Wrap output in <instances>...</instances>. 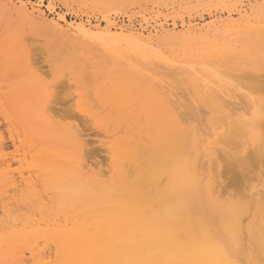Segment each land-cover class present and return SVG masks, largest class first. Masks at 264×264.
<instances>
[{
  "label": "rangeland",
  "instance_id": "374dc122",
  "mask_svg": "<svg viewBox=\"0 0 264 264\" xmlns=\"http://www.w3.org/2000/svg\"><path fill=\"white\" fill-rule=\"evenodd\" d=\"M22 11H26V13L31 15L34 14L35 17L40 16L50 23L58 24L63 30L71 29L70 32L73 34L71 38L75 40L78 39V36H76L78 31L75 28L79 25L88 28L90 26L99 28V31H109V33L117 31L119 27L131 31L138 30V28L143 26L142 28L149 29L144 33L147 36L162 23H165L166 29L159 32L157 36L152 34L155 41L149 44L152 47H149V49L144 47L146 51L149 50L145 52L148 55L143 54L144 52L142 51L145 50L142 47L138 52L130 50V53L125 48L124 50H128L125 52L123 48L127 46L122 45V51L125 52V55L120 51L122 56L120 57L118 53L113 54L108 50H104L101 47L102 45L99 46L103 42L100 39L98 42H102L98 45L91 41L82 45L84 40L79 41L80 45H77L76 48L72 44L71 48H67L57 42L47 41L43 31L25 19ZM245 15L249 16L247 19L245 18L246 20L243 19ZM62 18L64 20H61ZM182 19L186 21V27H181L183 25ZM190 20L198 25V29L202 30L198 38L187 37L188 39L185 38L184 40L163 38L165 32L171 31L175 34L186 32ZM173 23H176V28H174ZM113 24L115 25L113 26ZM263 35L264 0H12V2L0 0V100L4 101L5 105L10 102L13 112L11 116L0 106V137L3 140L2 148H0V181H2L0 189V264H264V197L263 195L261 196L262 201L260 196L256 197L251 193L256 192V190H263L262 187L257 189V186L264 181L263 171H261L262 174L260 173L261 168V170H264V161L263 163H258L260 165L259 172H257L258 168L255 163L261 160L257 161L255 158V163H251V165L255 164L256 167L252 166L257 168L255 172H257V175L259 174L258 176L254 171L252 172V166L248 168V164L250 165L251 159H253L249 158V155L252 154L249 151H254L253 147L257 146L256 144L258 143L250 137V131L254 130L255 126L246 128V133L241 135L237 133L239 136L234 135V137L236 136L235 140L239 138L238 141H241H239V145H241L242 152L236 149L239 145L236 144L237 141H234L233 135L229 134L230 132L223 134L224 136L226 135L225 138L228 137L227 134H229V137H233H230L232 139V144H230L232 147L229 145V150L223 143H228L230 139L226 140V142L223 140L222 144H220V140L218 144H214L215 141H218L219 135L227 130H225V126L228 124L223 122L228 123L229 119H231L228 113L237 116L242 111L246 112L243 118H246V116L248 118L256 107L260 111H262L260 107H264V83H262V79L258 80L256 78H260V74L264 73ZM31 41L35 45H32ZM55 43L58 45L57 50L54 47ZM36 46L41 47L39 51ZM29 47L32 52L31 55ZM44 47L45 49L49 47L54 63L61 59L62 62L59 65H67L69 68L71 67L69 65L71 61L75 65L76 60L81 58L76 67H78L77 71L84 69V73L82 74L81 72V75L79 74L80 77L69 76L70 80L76 79L70 85L72 87L71 90L69 85H63L64 80L61 79L66 75L68 76L67 71L64 72L65 75L60 73L62 75L59 76L57 83L54 85L50 77H45L43 74L45 69L50 68L48 66V60L50 59L47 61L45 59V62L41 60V58H50L47 55H43L47 52ZM41 50L45 52L42 53ZM149 54L151 56L154 55V57H150ZM75 55L76 57H74ZM162 57L166 59L163 60ZM42 68L43 70L41 71ZM213 69L218 73H215ZM232 73L237 74H233L236 76L235 80L238 79V74H241L242 78V74L246 73V76H248L246 78L251 77L252 79L254 75V79L258 80V82H254V80L253 84L250 78V80H246L244 77L240 78L238 79V81L240 80L238 85L242 86L241 88L231 81L233 76L228 79L229 74L232 75ZM87 74H90V76H86ZM255 75L259 76L255 77ZM60 79L61 84L59 83ZM242 80L244 81L245 89L241 85L243 83ZM34 86H41L47 90L51 86L55 90L54 94H56L55 96L53 95L54 99L52 100L57 102L63 101L66 96L68 97L71 94H75V102H77L82 97L76 96L78 90L84 92L82 101L86 110L91 112L92 119L87 124L89 128H87L86 124L84 125L88 129V132L85 130V133L89 135V142L92 139L91 141L95 143L90 144V152H87V154H94V148V152H96L95 157L93 156L94 159L88 161H92L90 163L94 164L97 162L96 165L98 166L96 167L93 164L92 167L107 173L104 177L100 176L99 184L96 185L97 190L103 193L108 191L115 173V167H119V162L114 160L112 153H110L112 146L117 143H126L125 137L127 135L134 136L138 140L140 138L146 139L144 136L147 130V132L149 131L147 140L157 142L166 151L175 150L178 144L180 147L193 148L194 146L196 148L195 146H197L199 149L207 150L206 152L204 151L208 156L205 161H210V163H206L207 166L205 165L206 168L204 169L201 166L203 169L199 172L201 185L197 188V192H200L201 197H212L219 200L222 192H226V194H222L224 196L220 202L227 201L232 206L240 203V209L235 211L238 212L236 217L239 222L243 221V224H241L243 229L238 232L224 229L207 232L182 228L186 223L185 215L183 214L180 218V225H182L180 228H168L164 233L159 234L148 233V244H139L137 248H133L128 241H124L121 246L112 249L110 251L111 258L116 257L118 253H123L122 258L116 260L100 258V253L108 252L106 249L103 252L100 249L87 246H56L54 244H46L41 239L29 236L26 238L28 240L24 239V241L19 242L14 240L10 243H5L6 235L9 233L12 224H18L19 228H21L22 223L30 216L35 218L38 216L36 220H40L44 207H46L47 212L53 210L52 202L40 182H38L40 196L27 198L29 193L27 182L30 181L32 176L34 178V174H30L33 173L30 148L36 144H42V139L38 136H32L31 140L27 141V138H24L25 134L22 124L24 121L27 123L28 118L20 111L19 104L21 102L28 103L32 100L39 101L43 94L32 91ZM248 86L250 87L248 88ZM251 87L254 88L253 90L257 89L255 94ZM65 92L67 95L64 94ZM259 92L262 93L259 94ZM61 106L57 107L60 108ZM126 108L133 110V113H130L132 123H130L131 120H127L130 116H127L126 112L128 110ZM221 112L223 116L221 115L220 117L218 115ZM67 113L64 116L61 115L63 112H60L58 116L56 115L55 119L60 125L67 126L71 122H77L76 115L72 114V116H75V118L71 116L72 119L65 118V115L69 114ZM59 116L62 118L60 119ZM263 116L264 113L261 114L262 120ZM218 117L226 121L223 120L222 122ZM213 118L219 120V123L215 122ZM78 121L80 123H77L80 125L82 120H79V117ZM218 126H221L220 130L217 129L220 128ZM190 127L197 129L190 130ZM228 129L230 131V128ZM239 129L241 130V128ZM94 131L95 133H92ZM173 131H175V137L173 136ZM232 131V134L236 133L235 130V132ZM97 132L99 135L102 133L104 137H109L103 138L102 134L99 136ZM263 132L261 130L262 135H264ZM200 136L201 140L198 138ZM220 136L222 137V135ZM261 138H264V136ZM211 141H213L212 144ZM100 145L101 147H98ZM215 145L217 146L216 149L214 148ZM233 145L235 148H233ZM211 146L214 149H211ZM218 147L225 148L227 151L235 153L234 155L240 152L239 157L247 156L249 159L243 158V162L239 161L240 164L233 162L232 165L231 161L227 160V157V161L222 157L224 161H221V163L217 159L219 155L217 154L219 153L217 151L219 150ZM249 147L250 149L247 150ZM149 149L153 150L154 147L149 146ZM234 149L238 152L236 150L237 153L234 152ZM256 150L255 154L252 155L256 156L257 154V159H260L258 155L260 152L257 151V153ZM246 152L248 153L247 155H245ZM224 153L222 156L225 155ZM226 154L228 153L226 152ZM233 154L232 156H234ZM203 155L205 154L203 153ZM263 155H261L263 157L261 158L262 160H264ZM88 157L87 155V159H89ZM211 157H214V162L211 161L213 159ZM230 158L232 157L230 156ZM216 160L217 162L215 163ZM223 162H225L224 165L230 162L227 167L232 165L230 166L231 168L238 163L236 166L239 167V170L244 168L242 170V173H245L243 174L244 176H241L239 171L233 172V169L231 172V168H227L230 173L237 174L238 172V174L230 175L226 171L227 176L224 177H228V179L224 178L223 175L226 173L223 175L222 173L226 169L223 167ZM212 163L217 164L216 172L215 165H212L214 168L211 167ZM245 163L246 166L243 165ZM240 165L244 167L242 166L241 168ZM109 166L111 169L108 168L110 170L108 172L107 167ZM210 169L214 174L218 173L220 176L217 175V177L215 174L217 180L221 182V187L226 185V187L231 188L226 189L224 186L220 193V184L215 180L216 178ZM236 170L238 169L236 168ZM245 170L252 179L247 176V173L244 172ZM204 171L207 173H204ZM202 173L205 174V178ZM238 175L242 178L239 179L241 183L236 180L239 185L245 186L246 184L248 187V180V183L254 182L253 187L256 189L251 190L249 193L250 198L248 195L249 190L246 191L244 186L238 187L237 182H233V178L238 177ZM254 175L256 177L255 181L253 180ZM230 176L234 177L230 178ZM8 177H11V180L15 181L14 183L17 182L16 186L8 185L6 187V179ZM259 177L263 178L262 182H260ZM210 178L219 184L217 189H215L217 183ZM229 178L233 180L230 181ZM162 180L160 182L166 185L168 180L164 177H162ZM255 183L260 184L257 185ZM227 184L229 185L227 186ZM235 188L236 190H234ZM211 189L213 191L216 190L217 194L216 192L214 194ZM241 189L242 191L240 192ZM237 190L242 194L236 192ZM244 190L246 191L245 193ZM243 193H247L246 195L248 196ZM233 197L236 200H233ZM243 197L246 199V203ZM249 199H252L251 203H253L251 208L248 206L249 202L247 203V201H250ZM241 200L244 203H241ZM241 204L244 205L241 206ZM157 237L160 239H156ZM130 253L135 254L138 259H132ZM222 255L228 260L225 262L221 261L219 256Z\"/></svg>",
  "mask_w": 264,
  "mask_h": 264
},
{
  "label": "bare ground",
  "instance_id": "6f19581e",
  "mask_svg": "<svg viewBox=\"0 0 264 264\" xmlns=\"http://www.w3.org/2000/svg\"><path fill=\"white\" fill-rule=\"evenodd\" d=\"M7 1L12 2V0H7ZM22 13H23L25 19L29 20L32 24L36 25L39 29H41L43 31V34L46 37L47 41L57 42L61 45H65L67 48L73 45L76 48L77 45H80V43H78L79 41L84 40L82 42V45L85 44V42L87 43L90 41L93 42L94 44L98 45L100 42H102V41L98 42L100 39V40H103V42L100 43L99 46L102 45L101 47L104 48V50H108V51L112 52L113 54L118 53L120 57H122L120 55V51H122V45L127 46V47H124L123 50L125 48H127L129 50V53L131 51L138 52V50H140L141 47L143 48V50L146 49V48L144 49V47H147L149 49V47L150 48L152 47V45H149V44H151V42L154 41V36L152 34H155L157 36L159 32L166 29L165 23H162L159 25L158 28H155L154 30H152L151 33L147 36L144 33L149 29L142 28L143 26L141 28H138V30H131V31H129L126 28L119 27L117 29V31H115L113 33H111V32L109 33V31L108 32H101V31H99V28H93L91 26H90V28H88L86 26L78 24L79 26H77L76 28L73 27L76 29V31H78L76 33L77 34L76 36H78V39L75 40L74 38H71V36H73V34L70 32L71 29L63 30L62 27H60L58 24L50 23L47 20L42 19L40 16L35 17L34 14H32V15L30 13L28 14V13H26V11L25 12L22 11ZM248 17H249L248 15H245L243 17V19H245V18L247 19ZM61 20H64V19L62 18ZM182 22H183V25L181 27H186V21H184V19H182ZM221 23H223V22H221ZM109 25H112V24H109ZM114 25L115 24H113V26ZM173 26H174V28H176V23H173ZM197 26H198L197 24H194L193 21L190 20V22L188 24V30H186V32H183L181 34H175L174 32H171V31L165 32L163 38H165V39L166 38H168V39H183V40L185 38L186 39L198 38V36H200L202 30L198 29ZM113 28H116V27H113ZM222 29H224V28H222ZM66 31L68 34L66 33ZM29 38H30V36H29ZM26 39H27V37H26ZM23 40L26 42L25 39H23ZM36 41H38V40H36ZM146 41H148L149 43ZM31 43H32V41H31ZM57 43L54 44L55 45L54 47L56 50L58 48ZM144 43H146V44H144ZM33 44L34 43H32V45ZM153 44H155V43H153ZM37 48L39 51L41 47H37ZM153 48L155 49V47H153ZM44 49H45V47H44ZM46 49H47V52L44 53L43 55H47L50 58H44V59L41 58V60H44L43 62H45V59H46V61L48 59H50V60H48V66L51 67L54 62L52 60V56L50 54L49 47H46ZM35 50H36V48H35ZM43 50H41L42 53L45 52ZM64 50H65V48H64ZM126 50H124V51L126 52ZM29 51H30V55H31L32 52L30 50V47H29ZM148 51L145 50L142 52H144L143 53L144 55L145 54L148 55V53H145ZM125 52L122 51V53H124V55H125ZM32 56H34V55H32ZM38 56H40V54H38ZM149 56L154 57V55L151 56L150 54H149ZM74 57H76V55ZM165 59L166 58H163V60H165ZM79 61H81V58L76 60L75 65L71 61V63H69V65H71L70 68L67 65H64V66L60 65L61 69H62V71H61L62 74H64V72H66V71L68 72L67 73L68 76L66 75V76L62 77L61 79L64 80L63 85H65V86L69 85L70 90L72 89V87L70 85L72 83H74L76 81V79L70 80L69 76H76L77 77V76H79V74L81 75V72H82V74L84 73V69L77 71L78 67H76V66H77ZM61 62H62L61 59L57 60L58 64ZM171 63L173 64V62H171ZM175 64H176V62H175ZM177 64H179V63H177ZM30 65L33 66L32 64H30ZM46 65H47V63H46ZM188 68H190V67H188ZM214 68L216 69V67H214ZM206 69H207V67H206ZM215 69H213V70L215 71ZM42 70H43V68L41 69V71ZM191 70H192V68H191ZM217 71H215V73ZM220 71H222V70H220ZM146 73H148V72H146ZM229 73H230V71H229ZM241 73H243V72H241ZM246 73L242 74V76L246 80H248L249 78L251 79V77L246 78V77H248V76H246ZM41 74H42V72H41ZM43 74H44V72H43ZM62 74H60V75H62ZM222 74L224 75V73H222ZM233 74H235V73H232V75L229 74L228 79H230V76H233L232 77L233 80H231V81H233L234 83H236L238 85V82L240 81V80L238 81V79L241 78V74H238V76H237L238 79L236 78L237 80L234 79L236 76H234ZM263 74L264 73L260 74V78L256 77L259 75H255V77L258 80L262 79V83H264L263 82L264 81L263 80L264 79ZM88 75L90 76V74H87L86 76H88ZM235 75H237V74H235ZM221 77H223V76H221ZM227 77H228V73H227ZM227 77H225V78H227ZM61 79L59 81L60 84H61ZM85 79H88V78H85ZM245 79H244V81H245ZM254 80L255 79H254V75H253V77L250 81L253 84H254V82H258V80L257 81L256 80L254 81ZM244 81L242 80V82H243L242 84L239 83V84L243 85V87L245 86ZM248 85H249V83H248ZM238 86H240V85H238ZM186 87H187V85H186ZM240 87L242 88V86H240ZM249 87L250 86H248V88ZM243 89H245V87ZM253 89L254 88H252V90ZM63 90H64V88H63ZM256 90L257 89L253 90L254 94H255ZM32 91H37L39 94H43V95L40 97L39 101L38 100H36V101L32 100V101H29L28 103L27 102L26 103L21 102L19 104L20 111L22 112V114L26 115V118H28L27 123L24 121V123L22 124V126L24 128V134H25L24 138H27V141H30L32 136H38V137H41L42 144L41 143L38 145L36 144L37 146L35 145V146L30 148V151L32 152L31 168H32V172H33L30 174H34V178H32L33 177L32 176L30 178V181L27 182V187H28V192H29L27 198H30L32 196L33 197H39L40 196L39 190H38V186H39L38 182H40L43 184L45 191L47 192V194H48V196L52 202L53 210L50 212H47L46 207H44L43 208L44 212L41 213V219L40 220H36V218L38 216L36 218L34 216L33 217L30 216V217L25 219V221L21 225V228H19L20 226L18 224H12L9 233L6 235L5 243H10L11 241H14V240H17L16 242L24 241V239L28 240L26 238L29 236V237L41 239L42 241H45L46 244H54L56 246H61V245H63L64 247H67V246L68 247L87 246V247H93L96 249H100L103 252H104V249H106L109 253L108 252L103 253V254L100 253V255H99L100 258H102L104 260H116V259H121L123 256V253H120V254L118 253V255L116 257L111 258V252L110 251L112 249L118 248V246H121V244L124 241H128L130 243L131 247H133V248H137V246L139 244H144V245L148 244V240H149L148 239V233L159 234V233H164L168 228L169 229L180 228L182 226V225H180V221H181L180 218L182 217L183 214L185 215L184 219L186 220V223L182 228L204 230L207 232H212V230H216V229H224L227 231L238 232L241 229H243L242 225H241V224H243L242 223L243 221L240 223L238 218L236 217V215L238 213L236 211L238 209H240V206H239L240 203L237 204L236 206H232L227 201H221L220 202L221 198L223 199V196H224V195L222 196V194H224V193L226 194V192H222L221 196L219 197L220 200L212 198V197H201L200 192H197V188L201 185V183L199 181V177L201 175H199V172H200V170H203L204 168H206V166H207L206 163H210V161H208V162L205 161V159L208 158V156L205 153L207 150L199 149V148H197V146H195L196 148H194V146H193V148L180 147V145L178 144V146L175 148V150L166 151L162 147H160L157 142H151V141L147 140V138H148L147 133L149 132V131L147 132V130L145 131V136H144L146 139L140 138L138 140V139H135L134 136L127 135L125 137L126 143H124V144H122V143L118 144L117 143V144L112 146L110 153H112L114 160L119 162V167L118 166L115 167V173H114V176L112 178V182H111V185H110V188L108 189V191L106 193H103V192L97 190L96 185L99 184L98 180H100V176L104 177L105 175H107V173L104 172L103 170H102V172H104L105 174L102 173L101 170L100 171L96 170V167L98 166V165H96L97 164L96 159H95L96 164L90 163L92 161H90V162L88 161L90 159H94L93 156L95 157L96 152H94L95 151V148H94V151H93V149H91V151H93L94 154H91V155H90V153L87 154V152H90L89 151L90 150L89 147L91 148L90 144L94 143V142L91 141L92 139L89 142V140H88L89 135H88V133H85L86 131L88 132L87 128H89V125H87V124H88L89 120H92V119H91V112L89 110H86V108L84 106V102L82 101V97L84 96V92L81 90H78V94L76 96H79V97L82 96V97H81V100H79L77 102H75V94L68 95V97L66 96V99L65 98L63 99V101L57 102L56 100L55 101L52 100V99H54L53 95L55 96L56 94H54L55 90L52 89L51 86H50L49 90L44 89L41 86H37V87L34 86V88H32ZM241 91H242V89H241ZM56 92H57V90H56ZM75 92H77V91H75ZM246 92H247V90H246ZM260 93H262V92H259V94ZM64 94L67 95L66 92ZM60 98H62V97H60ZM89 98H90V96H89ZM57 100H59V99H57ZM252 102H253V100H252ZM0 106H2L8 112V114L12 116V114H13V112L11 110L12 104L10 102L7 105H5V102L0 100ZM57 106H61V107L58 108ZM263 106H264V103H263ZM126 109L128 110L126 112L127 116H130V113L132 114L133 110L131 111L130 108H126ZM260 109H262V111H263L264 107L261 106ZM262 111H260L259 108L256 107L255 110L252 111L251 116L248 118H247V116H246V118H243V115L246 112L241 111V113L237 114V116H234L233 114L231 115L228 113V115L231 117V119H229L228 123L223 122L224 119L222 120L220 118L221 115L223 116V114L221 112V114L218 115V116H220L218 118H220V121H222L223 123L228 124L225 126L226 127L225 130L227 129L228 131L227 130L223 131V133L220 134V135H222V137L219 135L218 141L217 142L215 141L214 144L215 143L218 144L219 140H220V144H222L223 140H224V142H226V140L230 139L231 142L229 140L228 143L227 142L223 143V144H225L226 147H228V150H229L230 149L229 145L232 144L231 138H233L234 135H238V134L241 135L242 133H246L247 132L246 128L248 129L249 127L255 126V129L250 131V133H251L250 137H251V139L255 140L258 143L256 144L257 146L253 147L254 151L250 150L249 153L255 154V150L257 149L256 152L258 151L261 153V151H262L261 155H263L264 154V151H263V149H264V142H263L264 138H261V137L264 135H262L261 130H262V132L264 131L263 130V128H264V122H263L264 116H263V120H262L261 114H263L264 112H262ZM60 112H63V114H61L62 116H64V114H66L67 112L69 113V114L67 113L68 115H65V118H71L72 114L76 115V118H77L76 121L79 122L78 121V117H79V120L81 119L84 124L81 121L82 125L81 124L79 125L77 122H71V123L67 124V126L60 125L58 123V121H56V119H55V117H57L58 114H60ZM77 115H78V117H77ZM224 115H225V113H224ZM59 117H60V119L62 118L61 116H59ZM72 117L75 118V116H72ZM214 117H217V116H214ZM131 119L132 118L130 116L127 120H131ZM187 119H189V118H187ZM214 121L219 123L218 122L219 120H217V119H214ZM224 121H226V120H224ZM132 122L133 121L131 120L130 123H132ZM85 124L87 125V128H85L86 127V126H84ZM212 125H214V124H212ZM81 126H83V127L81 128ZM193 126H194V124H193ZM218 127H220V128H217V127L216 128L220 130L221 126H218ZM194 128L195 127H192V128L190 127V130L194 129ZM228 128H230V131ZM239 128H241V130ZM196 129L197 128H195V130ZM232 129H233V131H232ZM236 129L240 130V131H237ZM234 130L236 131V133L232 134L231 131L235 132ZM244 130H245V132H244ZM228 132H230L229 134L233 135V137L230 136L231 137L230 138L229 134H227L228 137L225 138L226 135L224 136L223 134H226ZM92 133H95V131ZM172 133L174 136L175 131H173ZM97 134H98V132H97ZM196 134H197V132H196ZM263 134H264V132H263ZM101 136H103V138L109 137V136L104 137L103 134ZM188 136H189V134H188ZM223 137H224V139H223ZM1 138L2 137H0V148H2V144H3L2 143L3 140ZM198 138L200 139L201 136ZM235 138H236V136L233 138L234 141H237L236 144L239 145V143L241 141L239 140L240 141L239 142L238 141L239 138H237L236 140H235ZM95 142H97V141H95ZM212 143H213V141H211V144ZM226 144H228V145H226ZM234 145H233V148H235ZM248 145L250 146V144H248ZM149 146H153L154 149L153 150L149 149ZM98 147H101V145ZM216 147L217 146L215 145L214 148L216 149ZM210 148L214 149V148H212V146ZM218 149L219 150H217V151L219 153H217V151L215 150L216 153L219 154L218 157H220V158L217 157L218 161H220V162L224 161V160H226V157H227V160L231 161V164L233 162H238L240 164V162H243L242 161L243 158L247 159V160L249 158L250 159L253 158V159H251L250 165L248 164L249 163V161H248V163H247L248 168L252 165H254V167H256L255 166V164H256L257 168H258V171L256 170L257 172H259V166H260L258 163H260V162L263 163V161H264L261 159L263 157H261L260 153L258 154L260 156V157L258 156L260 159H257V154H256V156L250 154L249 158H247V156L246 157L242 156L243 158H241V156L239 157V155L241 154L240 152H242L241 151V145H239L236 148L237 150L239 149V151H240L239 153H237L238 151L236 149H234V152L237 151L236 152L237 155H234L235 153L233 154V152H231V151L230 152L227 151L225 148H219L218 147ZM249 149H250V147L247 150H249ZM102 151H104V150L102 149ZM220 151H222L223 153L226 151L228 154L231 153L229 155L232 158H230V156L228 154H226V152L224 153L226 156L225 155L222 156L223 153ZM107 152H109V151H107ZM247 152L245 155L248 154ZM203 153L205 155H203ZM232 154L236 157L232 156ZM87 155L89 156L88 157L89 159H87ZM222 157H224L225 159L223 160ZM110 158H112V157H110ZM211 158H213L211 161L214 162V157H211ZM255 158L257 161H259V160H261V161L255 163V161H256ZM216 162H217V160L215 161V163ZM252 162L255 164L251 165ZM215 163L214 164L212 163L211 167H212V165H215ZM224 163L225 162H223V167L226 170L223 171V173L222 172L221 173H222V175L225 173L226 174L223 175V177L227 176V172H229V170H227V168L230 169L231 168L230 166L233 165L232 164V165H229V167H227V164H230V162L229 163L227 162V164H225V165H224ZM93 164H94V166L96 165V167H94L95 169L92 167ZM102 165H105V164H102ZM236 165H234L235 167L231 168L230 171L232 172L234 169L233 172L239 171V173H241L240 175L244 176L243 174H245V173H242V170H244V168H242V166L243 165L246 166V163L243 164L242 166L240 165L242 170H239V167ZM110 166L107 167V169L108 168L111 169ZM201 166H203V169ZM216 166H217V164L215 165V172H216ZM261 166H262V164H261ZM212 168H214V167H212ZM236 168L238 170H236ZM245 168H247V167H245ZM257 168H253V166H252V169H251L252 172L253 171L255 172V169H257ZM261 169H260V173H261V171H263V173H264V170H261ZM263 169H264V167H263ZM109 171L110 170L108 169V172ZM206 171H207V169H206ZM206 171H204V173H207ZM210 171H212V170L210 169ZM244 172H246V170ZM257 172H255V174ZM204 173H202L203 177L205 176ZM212 173H213V171H212ZM215 174H214V177L216 178L215 180H217V177L219 175L217 173L216 176L217 175L218 176L216 177ZM229 174L230 175H237L238 172H237V174H233V173L229 172ZM247 176H248V173H247ZM162 177H164L165 179L168 180L166 182V185H163L160 182L162 180ZM233 177L230 176V178H233ZM246 177H243V178L245 179ZM253 177H254L253 180L255 181V178H256L255 175ZM212 178H213V176H212ZM212 178H210V179H212ZM224 178L228 179V177H224ZM224 178H223V180L225 181ZM240 178L241 177H239V175H238V177H234L233 182H235L237 180L238 182L241 183V180H239ZM249 178L252 179V177H249ZM233 179H230V181H232ZM212 180L215 183H217V182L219 184L221 183V182H219V180H217V182L214 179H212ZM261 180H263V178L262 179L260 178V182H262ZM6 181H7L6 187L8 185L16 186L17 182L14 183L15 181H12L11 177L10 178L8 177L6 179ZM9 181H11V182H9ZM248 181H247V185L249 184L250 187L249 186L247 187L246 184H245V186L242 184L241 185L246 188V191L249 190L248 195L250 198L249 193L251 192V190L256 189V188L253 187L254 182L248 183ZM238 182H237V184L239 187L241 185H239ZM3 183L5 184V182H3ZM217 184L215 186V189H217V186L219 187V184L218 185ZM229 184H227V186ZM255 184H257V183H255ZM258 184H260V183H258ZM261 184L264 185V181ZM260 185L257 186L258 187L257 189L262 187L263 190H256V192H254V193L251 192V193L254 194L256 197L260 196V198H261L262 195L264 197V186H262V185L260 186ZM1 186H2V181H0V189H1ZM222 186L223 187H221V184H220V187H221L220 193H221L222 189L224 188V186L226 189L231 188V187H226V185H222ZM254 186L256 187V185H254ZM234 190H236V188ZM226 191H228V190H226ZM238 191L239 190H237L236 192H238ZM241 191H242V189L240 190V192ZM246 191L244 190V193ZM215 192H216V190L213 191L214 194H215ZM240 192H238V193L242 194ZM227 193H229V192H227ZM216 194H217V192H216ZM246 194H244V195L248 196ZM232 199L236 200L235 197H233ZM243 200L246 203V199L244 198ZM243 200H241V203L242 202L244 203ZM261 200H262V198H261ZM251 202H252V199L250 201H247V203L249 204L248 205L249 208L253 207L252 206L253 203H251ZM250 204H251V206H250ZM242 205H244V204H241V206ZM250 210H252V209H250ZM231 213H233V214H231ZM169 220H170V222H169ZM242 220H243V218H242ZM15 235H17V236H15ZM156 239L159 240L160 238L157 237ZM130 255L132 256V259H134V260L138 259L135 254L130 253ZM219 259L221 261H224V262L228 260L223 255L219 256Z\"/></svg>",
  "mask_w": 264,
  "mask_h": 264
},
{
  "label": "snow or ice",
  "instance_id": "6c2138e0",
  "mask_svg": "<svg viewBox=\"0 0 264 264\" xmlns=\"http://www.w3.org/2000/svg\"><path fill=\"white\" fill-rule=\"evenodd\" d=\"M62 69L58 63H53L50 68L44 70V75L50 77L52 84L54 85L59 79Z\"/></svg>",
  "mask_w": 264,
  "mask_h": 264
}]
</instances>
